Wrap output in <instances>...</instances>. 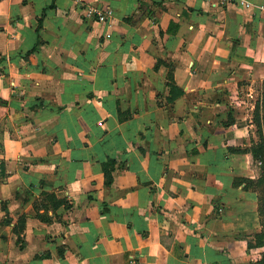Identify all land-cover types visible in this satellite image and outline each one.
Returning a JSON list of instances; mask_svg holds the SVG:
<instances>
[{
    "label": "crops",
    "instance_id": "0c3cea01",
    "mask_svg": "<svg viewBox=\"0 0 264 264\" xmlns=\"http://www.w3.org/2000/svg\"><path fill=\"white\" fill-rule=\"evenodd\" d=\"M248 1L0 0V264H264Z\"/></svg>",
    "mask_w": 264,
    "mask_h": 264
},
{
    "label": "trees",
    "instance_id": "16d2710c",
    "mask_svg": "<svg viewBox=\"0 0 264 264\" xmlns=\"http://www.w3.org/2000/svg\"><path fill=\"white\" fill-rule=\"evenodd\" d=\"M233 152H236V150H232ZM251 154V169H253L256 174V179H264V146L260 143L258 146L252 148L250 151ZM261 163L259 166L258 163ZM260 214V212H259ZM260 216V215H259ZM262 224V223H261ZM255 247L264 246V232L262 231L259 235L255 236Z\"/></svg>",
    "mask_w": 264,
    "mask_h": 264
},
{
    "label": "built area",
    "instance_id": "2783aa9c",
    "mask_svg": "<svg viewBox=\"0 0 264 264\" xmlns=\"http://www.w3.org/2000/svg\"><path fill=\"white\" fill-rule=\"evenodd\" d=\"M213 7H223L227 5L234 6L236 8L242 9V10H250L252 8V4L248 0H212ZM260 10H262V7H259ZM84 16L85 17H91L94 18L97 15L100 14L96 9L93 7H85L84 8ZM258 165L260 166L261 163L259 162Z\"/></svg>",
    "mask_w": 264,
    "mask_h": 264
},
{
    "label": "rangeland",
    "instance_id": "374dc122",
    "mask_svg": "<svg viewBox=\"0 0 264 264\" xmlns=\"http://www.w3.org/2000/svg\"><path fill=\"white\" fill-rule=\"evenodd\" d=\"M263 136V137H262ZM261 137L264 139V135H262ZM262 145L264 146V140H262ZM255 146L253 145V147H251L250 149L254 148ZM264 159V158H263ZM264 175V174H263ZM255 189L258 191L259 193V212L260 214H258L261 227H262V231L264 232V179H256L255 181Z\"/></svg>",
    "mask_w": 264,
    "mask_h": 264
}]
</instances>
